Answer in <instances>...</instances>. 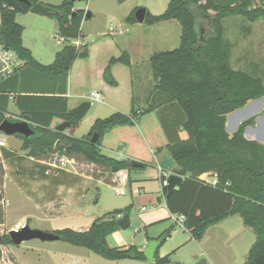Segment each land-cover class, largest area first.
Segmentation results:
<instances>
[{
  "label": "trees",
  "instance_id": "obj_1",
  "mask_svg": "<svg viewBox=\"0 0 264 264\" xmlns=\"http://www.w3.org/2000/svg\"><path fill=\"white\" fill-rule=\"evenodd\" d=\"M29 1L31 4L22 0H0V41L16 53L24 65L50 75L68 74L78 57L88 56V43L77 47L67 41L84 38L82 21L90 12L75 8L72 0L50 5L58 10L49 15L57 18L60 37L67 44L56 53L52 63L42 64L23 44L24 26L16 21L18 13L30 12L32 5L42 2ZM227 1L219 4L216 0H170L163 13L153 14L147 10L144 22L153 25L174 19L181 25L182 32L178 47L151 55L150 68L156 84L144 107L138 105L134 95L130 112L115 111L98 117L82 137L33 125L35 134L23 138L22 148L39 158L59 141L56 149L63 151L66 147L67 153L82 155L90 162L107 166L113 173L139 169L147 164L103 154L100 149L103 136L115 126L134 125L143 114L160 108L167 110L164 123L170 141L166 148L177 164L172 172L184 178L166 198L169 210L185 216L184 225L197 240L204 238L209 226L229 215H240L256 234L245 264H264V144L245 136V129L255 123V116L242 122L234 133L228 132L226 127L230 113L243 108L250 100L264 97V80L232 67V46L223 25L224 19L230 16L242 15L251 21L264 17V0ZM254 4L257 6L253 7ZM134 12L128 19L133 18ZM201 24L208 25V31L205 32ZM117 63L131 67L130 54L124 51L109 60L103 78L111 86L119 84L112 71ZM62 117L70 125L80 120L71 111ZM6 118L0 107V123ZM181 130L187 132L186 138L180 136ZM95 133L98 138L93 141ZM205 173L216 177L217 184L202 178ZM163 189L166 195L167 187ZM130 209L128 206L97 217L87 230L65 227L54 232L61 240L86 247L110 260L146 259L145 252L136 245L117 247L108 241V236L120 230V219L126 215L124 210ZM170 234L171 229H167L158 239L163 243ZM2 244H14L10 234L0 236V264ZM155 257L159 263L167 261V258H158V251Z\"/></svg>",
  "mask_w": 264,
  "mask_h": 264
},
{
  "label": "rangeland",
  "instance_id": "obj_2",
  "mask_svg": "<svg viewBox=\"0 0 264 264\" xmlns=\"http://www.w3.org/2000/svg\"><path fill=\"white\" fill-rule=\"evenodd\" d=\"M52 1L58 4L63 2V0ZM151 2L152 0L75 2L79 9H84L86 12L90 10L95 14V17L85 26L86 33L91 34L89 35L91 42L97 41L99 46L111 55H121L128 50L134 63L136 94L140 93L141 97L142 95L149 96L156 84L148 62L149 54L173 50L180 44V42L178 44L179 40L176 38L173 25L170 26L168 23H162L160 26L150 25L137 20L136 11L140 7L153 8ZM169 2L170 0H165V7L161 9V13L167 9ZM216 2L221 4L228 1L216 0ZM255 6L257 4L253 7ZM133 11H135L133 18L128 19ZM37 17L43 16L35 12L19 15V21L25 28L22 36L23 44L30 50L33 49L36 55L39 54L44 62H50L53 60V55L48 56L62 49L67 42H58L61 36L59 22L58 26L56 23L53 27L52 24L37 19ZM177 24L180 25L179 22ZM223 25L232 46V67L261 76L264 80V17L251 21L242 15L230 16L224 19ZM242 25H248L247 31L242 30ZM201 26L205 32L208 31V25L201 24ZM118 76L121 80L120 91H124L126 89H123L122 75L118 73ZM83 90L90 93L91 86L85 85ZM92 102V110L82 120H79L76 130L74 128L67 130L76 137H82L87 131L90 117L97 110L102 114L108 112L105 109L99 110L103 107L102 104ZM125 102L122 96L119 107L124 108ZM6 117L25 120L21 116H16L13 111H9ZM181 132L184 138L188 136L185 130ZM0 136L8 142L7 148H0V193L3 195V199L0 200V236L9 234L20 224H28L32 228L46 231L65 227L87 230L96 217L117 209H125L128 206L131 209L130 211L124 210V214H129L131 225L122 230L126 241L136 244L141 237L145 236L146 229L143 227L141 218L144 211L143 206L152 210L155 205L159 204L157 198L163 197L164 193L156 163H149L145 168L131 169L132 184L128 185V192L121 195L113 187L115 185L112 183L113 172L105 165L90 162L84 156L76 155L77 173L60 171L44 174L43 169L46 168L43 161L49 160L58 150L55 144L45 156L37 158L29 155L28 151L22 148V137L7 135L3 132H0ZM141 186L143 188H140ZM136 188L142 189L143 192L136 193L134 191ZM139 228L140 231H138ZM246 231L244 237L235 243L237 258L234 264H245L248 251L256 241V234L250 229ZM1 248L2 264L135 263L132 260L129 262L109 260L86 247L76 246L61 239L33 238L19 245L2 244ZM201 258L203 257L199 259ZM195 262L186 261L183 264H195Z\"/></svg>",
  "mask_w": 264,
  "mask_h": 264
},
{
  "label": "crops",
  "instance_id": "obj_3",
  "mask_svg": "<svg viewBox=\"0 0 264 264\" xmlns=\"http://www.w3.org/2000/svg\"><path fill=\"white\" fill-rule=\"evenodd\" d=\"M41 1L46 5H59L52 0ZM164 3L165 0H152L151 5H153V8H147V10L153 14H160L161 9L165 7ZM75 8L79 9V6L75 4ZM88 12L90 14L84 17L82 21V34L84 35L82 39L88 43V56L85 58L78 57L68 74L58 75L43 73L32 66L24 65V61L21 60L22 67L17 69L14 74L3 78L0 82V107L5 112V116L9 111H13L16 116H21L25 120H28L31 126H45L56 129L58 125L66 122L62 117L64 114L69 111L72 112V109L83 101L92 100L102 104L103 107H100L99 110L105 109L108 112L102 114L97 110L90 117L87 131L83 134L86 135L98 117H106L115 111L130 112L134 95L137 96V100L139 101L138 105H145L148 96L142 95L141 97L139 90V94H136L134 63L131 57L132 68L122 63H117L112 66L113 74L119 83L118 86H111L104 80V69L111 57L116 55H111L110 52L107 53V51H104L97 41L95 43L89 40V35L91 34L90 32L86 33L85 26L87 22L95 17V14L90 10ZM20 14L23 13L16 15V21L18 23H20ZM41 16L43 17H37V19L39 18L44 22H48L53 27L56 26V23L58 26V20L55 17L49 16V14ZM177 22L172 19L153 25L160 26L162 23H168L170 26L173 25L172 27L174 28L176 38L179 40V44L181 27ZM247 29L248 25H242V30L247 31ZM60 38L58 42H66L65 40H60ZM31 50L34 57L42 64L52 63L56 53L59 51L48 56L51 57L53 55L52 61L44 62L39 54L36 55L33 49ZM126 51L128 52V50ZM152 54H149V63ZM118 73L122 75L124 82L123 89H126L124 91H120L121 80ZM85 85H90L91 91H99L102 95L101 99L93 100L90 98V93L83 90ZM122 96L126 100L124 108L119 107ZM92 108L93 102L89 111ZM167 114V110L160 108L143 114L134 125H119L113 127L103 136L100 148L101 152L116 159H129L131 161L142 162L147 164L146 166L149 163H156L159 166L163 159L171 157L166 148L170 141L164 123ZM230 114L226 124L227 130L230 133H234L242 122L255 116V123L246 127L245 136L250 140H256L264 144V97L250 100L246 106ZM168 117L170 116L168 115ZM9 119L20 120L18 118ZM79 122L72 125L69 124L63 132L67 135L74 136V134H71L67 130L71 128L76 130ZM48 123L50 124L48 125ZM180 136L184 138L182 132ZM159 148H162L160 152L158 151ZM176 165L175 162L168 169L172 171ZM125 170L127 171L129 184L131 185V170ZM203 177H210L209 173H205ZM140 188L143 187L141 186ZM143 207H146L145 209L143 208L144 211L141 215L143 227L146 229L143 238L141 237L136 244L127 242L122 231L123 228L120 226V230L108 236V241L112 246L128 247L130 245H136L139 250L144 251L152 240L158 239L159 235L165 230L171 229V234L157 248L158 258H167V261L165 263H159L156 257L154 260L146 257V259L125 258L119 261L129 262L132 260L136 264H183L186 261H196L195 264H197L202 259H206V264H234L237 258L236 241H240V238L244 237L247 229L252 230L244 224L240 215L233 214L209 226L204 238L197 240L186 228L184 221L179 220V213H173L169 210L164 193L162 202L155 205L152 210H149L147 206ZM140 230L139 228L138 231ZM238 244L240 243L238 242ZM200 257L203 258L199 259Z\"/></svg>",
  "mask_w": 264,
  "mask_h": 264
},
{
  "label": "water",
  "instance_id": "obj_4",
  "mask_svg": "<svg viewBox=\"0 0 264 264\" xmlns=\"http://www.w3.org/2000/svg\"><path fill=\"white\" fill-rule=\"evenodd\" d=\"M27 2L28 4H31L29 0H22ZM73 2L77 1H85V0H72ZM31 11L35 12L37 14L41 15H47L50 13H58V10L54 9L50 5H46L42 2L36 3L31 6ZM147 14V8L140 7L136 11V18L139 22H144L145 17ZM92 102L91 101H83L79 105L75 106L72 109V113L79 119H82L85 117V115L88 113L89 109L91 108ZM70 124L69 121H66L56 127V130L63 131L66 129V127ZM0 132H3L7 135H15L20 136L22 138H30L34 136L35 129L31 126L30 122L28 120H10V119H4L0 123ZM98 138L97 133L94 134V137L92 138L93 141H96ZM175 163V159L173 157H166L161 161V165L164 168H169ZM184 178L181 175H178L176 173H172L168 178V186H167V194L165 195V198L169 196V194L178 187L182 182ZM158 202H162V197H158ZM131 225L130 217L128 214L124 215L120 219V226L123 229H127ZM11 239L14 244H21L25 240L33 239V238H39L41 240H58L60 239V236L56 234L54 231H46L39 228H32L28 224L24 225L19 230L12 229L9 232ZM161 241L159 239L152 240L148 246H146L144 252L148 259L154 260L155 254L157 251L158 246L160 245ZM206 259H202L197 264H206Z\"/></svg>",
  "mask_w": 264,
  "mask_h": 264
},
{
  "label": "built area",
  "instance_id": "obj_5",
  "mask_svg": "<svg viewBox=\"0 0 264 264\" xmlns=\"http://www.w3.org/2000/svg\"><path fill=\"white\" fill-rule=\"evenodd\" d=\"M60 40L64 41V38H60ZM66 41V40H65ZM77 47L84 45L86 42L81 39H71L67 41ZM22 65L21 59L14 53L13 51L7 49L5 45L0 41V81L15 73L16 69L19 68ZM101 94L99 91H91L90 92V98L93 100H99L101 99ZM10 117H7L6 119H9ZM59 141H56L55 145L58 144ZM8 142L3 137L0 136V148H7ZM57 150V149H56ZM43 164L45 166V173L46 174H52V173H58L60 171L67 172V173H77V157L74 154L67 153L66 147H64L63 151L57 150L55 153H53V156L49 160H44ZM160 171V178L162 181V185L164 187L168 186V178L173 173L168 168H164L161 164L158 166ZM113 179L112 183H115L113 185L115 191L118 194L125 195L128 190L127 187L129 185V179L128 174L125 169H122L120 171L113 173ZM208 183L210 184H217V178L216 177H203ZM136 193L142 192V189L136 188L134 190ZM144 209L146 207H143ZM121 217V215H119ZM179 220L184 221L185 216L183 214H179ZM25 224L17 225L14 229L19 230L22 227H24ZM169 264V263H166Z\"/></svg>",
  "mask_w": 264,
  "mask_h": 264
}]
</instances>
